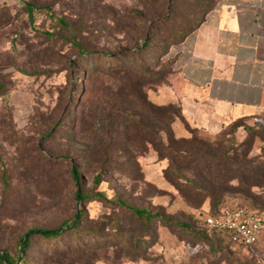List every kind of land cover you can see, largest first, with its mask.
<instances>
[{
  "label": "rangeland",
  "instance_id": "obj_1",
  "mask_svg": "<svg viewBox=\"0 0 264 264\" xmlns=\"http://www.w3.org/2000/svg\"><path fill=\"white\" fill-rule=\"evenodd\" d=\"M221 1L0 0L1 251L16 255L25 233L57 227L81 212L79 227L98 228L102 237L81 239L77 247L68 234L61 239L67 251L33 237L26 264H264V232L243 248L194 240L173 223L190 226L197 210L226 205L264 210V127L227 125L171 143L187 181L180 193L164 176L167 157L122 117L108 123L113 108L145 107L139 90L158 101L161 85L179 82L173 60H158L157 52L176 45L177 28L192 29ZM61 20L96 59H81ZM103 53L121 65L134 53L155 57L148 72L161 77L145 82L122 70L106 74L111 62ZM147 111L140 112L143 119ZM78 191L104 194L107 201L79 202ZM123 204L158 216L146 225ZM143 237L140 252L123 248V241L132 245Z\"/></svg>",
  "mask_w": 264,
  "mask_h": 264
},
{
  "label": "crops",
  "instance_id": "obj_2",
  "mask_svg": "<svg viewBox=\"0 0 264 264\" xmlns=\"http://www.w3.org/2000/svg\"><path fill=\"white\" fill-rule=\"evenodd\" d=\"M179 78L160 86L157 104L178 103L191 127L209 134L242 120L264 127V0H223L172 46ZM176 137H187L174 119Z\"/></svg>",
  "mask_w": 264,
  "mask_h": 264
},
{
  "label": "trees",
  "instance_id": "obj_3",
  "mask_svg": "<svg viewBox=\"0 0 264 264\" xmlns=\"http://www.w3.org/2000/svg\"><path fill=\"white\" fill-rule=\"evenodd\" d=\"M141 1H148L152 5L160 3L161 0H141ZM211 8L210 10H212ZM210 10H207L203 17H201L193 26L192 29H179L177 28L175 35H178V38L172 41L173 44H178L182 42L187 36H189L204 20L205 16L210 12ZM167 18L166 26H170L168 24V21L171 17V14H169ZM61 23L64 24V26H67L70 30V37L69 40L78 48L79 56L82 60L85 59V61H93L96 59V53L92 50L85 49L81 47V44L79 42V36L76 32V30L72 27H69L67 24L61 20ZM145 46V43H144ZM170 49V48H169ZM169 49L161 48L159 50V54L156 56H159L160 60L162 57H165L168 53ZM139 53V52H138ZM134 53V55H130L126 58V62L124 64H118L115 63L116 56H108L107 54L103 53V59H105L108 63L106 64L104 70V73L108 74L112 71H118L122 70L129 75L137 76L138 80L145 81V82H152L153 78H160L161 75L159 74H151L149 73V69H151L156 59L155 57H151L149 55H146L143 53V55ZM171 68L173 69V62H170ZM93 72H95V64H93V67L90 68ZM147 77V78H146ZM139 98H142V102L144 103L145 107L142 109H137L134 106H128L125 109H119V108H113L111 111L109 117L108 123H111L114 121V119L117 117H122V121H127L129 125L127 126L129 129L131 128L132 132L137 135H144L146 139L149 141V143L153 146L154 150L160 154L164 155L168 159V168L163 171L164 176L166 180L173 185L180 193H184V185L187 183L185 179L181 176L179 173L177 166L175 165V159L178 158V153L174 152L169 145L171 143H179L183 142L188 137H176L173 130H172V122L174 119H180L187 131L189 132V138L195 136L196 132L199 130L195 127H191L188 122L185 120L182 112L181 107L178 103L169 102L167 104H157L151 101L147 95L141 94L139 90ZM143 109L148 110L146 116L141 117L140 112L143 111ZM113 118V119H112ZM144 121V122H143ZM241 120H238L236 122H232L230 125H233L235 127H242L244 129H250L247 127L248 125H245L242 121V124H240ZM121 124V123H120ZM227 127L224 126L222 128L225 129ZM158 128L160 130H158ZM160 131L164 134L165 138L164 140L167 142L165 143L163 141L162 135ZM143 133V134H142ZM183 152V151H182ZM71 175L73 179L76 181V184H79L77 181L78 179V170L73 167ZM96 181L98 179L96 178ZM186 181V182H184ZM191 183V181H190ZM193 185V183H191ZM196 190L198 188H195ZM100 199L103 201H107L104 194H83L78 191V193L75 194V199L79 202H84L90 199ZM122 204V202H120ZM241 206H245L248 208L256 209L260 212L264 213L263 209L256 208L254 206H249L245 204H238ZM123 206L131 211L136 217L141 219L146 225L153 219V217H157L158 215H151L146 209L144 208H137L133 206H129L126 204H123ZM223 207V206H222ZM222 207L217 208H210V210H207L209 214H216L218 210ZM202 211V210H197ZM81 212H77L76 215L70 219L63 221L59 226L54 228H35L33 230H30L29 232L25 233L18 239L17 244V252L16 255H14L12 252L8 250H0V264H26V258L25 253L26 249L29 247V244L31 243V239L33 237H38L39 239L44 240L45 242L54 241L58 243H62L61 251H67L68 246L64 245L63 242H61V239L64 238L68 234H73L75 241L74 245H77V247H80L82 245L81 239H86L88 241L94 240L95 238L102 237L101 232L98 228H81L79 227V220L81 219ZM169 220H165V223ZM169 223H172V219L169 221ZM175 225H178L180 229L187 228L188 233L191 237H193L194 240L207 242L209 244H219L220 240H224L223 236L221 234H218L215 231L207 232L206 230H201L198 228L196 222L191 223L189 226L188 224H180L173 222ZM115 235V233H114ZM144 241L145 238H139L138 241H136L134 244H130L128 240L123 241V248H128L133 251V253L140 252V248L144 247ZM79 244V245H78ZM50 247V246H49Z\"/></svg>",
  "mask_w": 264,
  "mask_h": 264
},
{
  "label": "built area",
  "instance_id": "obj_4",
  "mask_svg": "<svg viewBox=\"0 0 264 264\" xmlns=\"http://www.w3.org/2000/svg\"><path fill=\"white\" fill-rule=\"evenodd\" d=\"M199 229L221 234L230 244L252 248L264 232V213L238 204L226 205L216 214L195 212Z\"/></svg>",
  "mask_w": 264,
  "mask_h": 264
}]
</instances>
